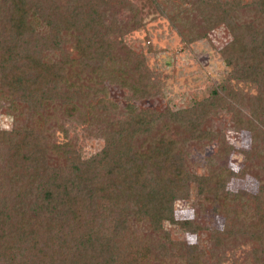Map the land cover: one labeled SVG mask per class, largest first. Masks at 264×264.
Listing matches in <instances>:
<instances>
[{
    "label": "trees",
    "instance_id": "1",
    "mask_svg": "<svg viewBox=\"0 0 264 264\" xmlns=\"http://www.w3.org/2000/svg\"><path fill=\"white\" fill-rule=\"evenodd\" d=\"M107 1L0 0V99L18 122L13 130L0 131V264H172L164 256L155 257L169 250H182L175 264H202L197 245H175L163 226L192 234L205 229L192 219L175 218L173 205L187 195L188 181H194L198 195L225 216L223 230L209 232L212 253L250 242L255 263L264 264V179L258 178L253 194L227 193L226 181L238 173L222 166L197 176L189 172L183 157L188 140L211 141L212 132L202 121L213 106H230L236 117L244 106L243 96L221 86L227 94L215 88L208 100L177 111L132 106L157 86L145 58L122 39L139 28V21L134 17L132 26L115 20L108 24L100 10ZM225 11L211 22L225 24L233 37L222 55L228 65L244 58L246 63L233 75L243 81L256 79L262 93L264 25L258 34L251 32V45L244 52L241 46L247 40L242 32L250 24L236 22ZM204 36L205 31L200 38ZM181 39L190 43L183 35ZM64 43L72 44L75 57L46 62L41 58L42 52H56ZM104 81L129 88L128 118L109 123L104 100L90 102L106 92ZM63 90H71L87 104L86 113L105 125L104 145L88 159L72 155L54 165L40 146L34 119L26 121L25 116L33 104L52 101ZM263 95L246 100L252 113L235 124L237 130L250 133L253 146L258 133L264 135ZM256 115L261 119L254 120ZM221 146L222 154L231 153L232 146ZM257 154L264 161L261 148ZM100 209L108 210L106 218L85 217ZM40 227L42 234L52 235L51 243L34 239Z\"/></svg>",
    "mask_w": 264,
    "mask_h": 264
},
{
    "label": "rangeland",
    "instance_id": "2",
    "mask_svg": "<svg viewBox=\"0 0 264 264\" xmlns=\"http://www.w3.org/2000/svg\"><path fill=\"white\" fill-rule=\"evenodd\" d=\"M157 2L161 4L160 9L155 0H109L100 7L108 24L115 20L117 25L132 26L131 21L134 17L140 24L138 29L127 32L122 39L126 45L145 58L146 66L152 72L150 79L157 87L151 90L149 97L131 102L132 106L159 111L169 107L177 111L208 100L215 88L219 89L218 94H227L226 91H221V86L226 90L232 88L238 92L243 96L240 98L244 102V106L239 109L240 115L235 117V110H231L230 106L214 105L211 113L202 121L203 128L212 132L211 141L188 140L184 147V164L190 173L197 176H207L210 169L217 167L229 168L239 176L226 181L224 190L227 193L238 191L255 193L259 179H264V168H261L264 167V161H260V154H257L258 148L264 152V135L259 132L256 146H253L250 133L237 130L235 124L237 118L244 115L250 117L252 106L246 100L257 94L262 96L264 87L262 93H259L256 79L253 80L251 77L243 81L233 75L246 63L245 59L240 57L238 64L237 62L227 64L222 54L230 49L233 41L230 29L221 22L213 25L211 22L213 19H219L220 13H227L225 11L227 9L228 14L233 16L236 22L250 24V28L242 32L247 41L241 46V50L246 52L252 34H258L264 25V0H165V3L157 0ZM204 31L206 36L200 38ZM253 31L255 33L251 34ZM181 35L185 40H190V43L183 42ZM65 55L76 56L72 44L64 43L56 52L44 51L41 58L45 62L58 61ZM259 62L262 60H258ZM260 68L262 67H257L259 70ZM104 82L106 92L94 96L90 102L104 100L108 107L106 121L109 123L128 118L127 106L131 101L129 88H119L117 85ZM63 93L62 96H55L52 101L42 99L39 103L33 104L30 113L25 116L26 121L34 119L40 146L45 149L48 161L54 165L68 160L72 155L88 159L99 153L104 145L105 125L96 122L86 113L87 104H83L71 90H63ZM252 117L254 120L260 118L259 115ZM16 124L18 122L14 121L6 101L0 99V131L9 132ZM221 144L232 146L231 153L222 154ZM246 152H250L248 157ZM185 185L187 195L178 197L173 205L175 218L192 219L205 229L194 234L185 233L176 226L164 223V230L169 233L170 240L177 246L182 245L183 249L197 245L198 251L203 254L199 260L202 264H256L250 242H238L237 245L228 246L221 252L212 253L213 243L209 232L223 230L225 216L219 213V210L215 211L210 201H205L198 195V186L194 181H188ZM107 214V209H100L94 215L88 214L85 217L96 216L104 219ZM136 226L140 230V227ZM30 228L31 226L28 229ZM37 231L35 240L42 237L45 244L51 243L52 235L42 234L41 227ZM53 241L58 244L56 240ZM181 251L169 250L168 255H162L161 252L159 253L161 256L155 257L164 256L172 264H175L176 260L180 263L181 257H177V254Z\"/></svg>",
    "mask_w": 264,
    "mask_h": 264
}]
</instances>
